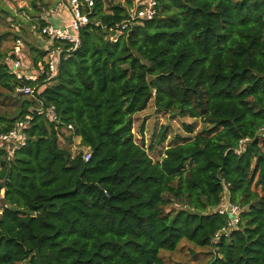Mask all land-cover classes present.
Instances as JSON below:
<instances>
[{
  "label": "trees",
  "instance_id": "obj_1",
  "mask_svg": "<svg viewBox=\"0 0 264 264\" xmlns=\"http://www.w3.org/2000/svg\"><path fill=\"white\" fill-rule=\"evenodd\" d=\"M93 1L75 52L54 44L64 51L54 78L47 52L30 46L28 59L24 42V62L42 76L19 81L0 66L6 90L41 92L0 117V133L29 119L25 145L0 149V264H164L160 252L182 240L211 248L207 264H264V0H157L154 19L119 36L124 6ZM29 4L31 23L44 25L47 1ZM39 102L58 123L36 113ZM149 102L209 129L154 162L144 126L141 144L132 132ZM59 134L79 138L90 159ZM226 194L241 208L227 236L216 212Z\"/></svg>",
  "mask_w": 264,
  "mask_h": 264
},
{
  "label": "built area",
  "instance_id": "obj_2",
  "mask_svg": "<svg viewBox=\"0 0 264 264\" xmlns=\"http://www.w3.org/2000/svg\"><path fill=\"white\" fill-rule=\"evenodd\" d=\"M122 5L125 8L126 18L117 28V35H122L133 24L142 23L144 21H150L154 19L158 14V1L157 0H123ZM61 6L65 8L69 15V20L63 24H51L46 21L45 17L38 18L36 20H43L44 25L38 23H32V33L38 37L44 38L49 41V49H46L45 65L47 79L54 78L58 73V66L60 62V56L64 54V51L59 46H54L56 42L67 43L69 45L67 52L75 50L79 43L80 30L89 23L88 14L91 8L94 6L93 0H60L57 1L55 7L49 12L56 11V7ZM47 11V12H48ZM46 11H44L45 13ZM32 22V19H31ZM116 37L114 41H116ZM24 48L23 41L19 38L15 39L14 44L8 54L0 58V66L6 67L9 72L15 76L19 81H31L35 82L43 74L42 65L39 63L35 72L29 71L30 66L24 62ZM16 92L22 95L35 97V93H39V89L36 86L23 85L15 89ZM41 93V92H40ZM36 113L41 116H45L50 122L58 123L57 115L54 107L44 108L43 104L39 102L38 107L35 109ZM29 119L17 121L14 126L7 132L0 133V149L6 151H13L20 149L25 145L26 135L24 130L27 127ZM67 131H72L71 125H67ZM71 146V152L73 155L79 152L83 153V159L87 162L90 159L91 152L88 147L80 146V139L76 140ZM245 140L240 141L239 148L236 153L239 154L243 147ZM218 214L228 217L227 227L222 229L220 234L228 235V232L239 222L241 208L239 205L232 203L229 200L228 194H226L218 209Z\"/></svg>",
  "mask_w": 264,
  "mask_h": 264
},
{
  "label": "rangeland",
  "instance_id": "obj_3",
  "mask_svg": "<svg viewBox=\"0 0 264 264\" xmlns=\"http://www.w3.org/2000/svg\"><path fill=\"white\" fill-rule=\"evenodd\" d=\"M47 3L49 0H46ZM119 0H104L106 6L117 4ZM30 0H0V52L5 56L11 50L15 39H21L26 47V55L30 59V46H37L43 50L46 46V39L32 33L31 15L36 12L30 7ZM47 4L45 10H49ZM39 9V8H38ZM41 7L39 9L40 13ZM55 25L56 23L51 22ZM29 61L26 62L28 65ZM30 65V64H29ZM21 96L18 92L8 91L0 84V117H12L17 112ZM144 126L143 143L148 155L154 162L162 157L165 147L177 143H183L196 134L207 133L209 126H206L200 119L181 118L172 113L157 111L153 102H149L147 108L133 116L134 140L141 144L139 129ZM193 128L188 133L186 127ZM162 129H166V136L160 141L158 135ZM60 135V134H59ZM65 135V134H64ZM60 146L70 148L73 143H68L66 137L59 136ZM153 148V149H150ZM71 149V148H70ZM150 149V150H149ZM3 190L0 191V213L2 210ZM173 207H176L175 205ZM211 248H200L185 240H182L174 252L161 251L164 264H207L212 258Z\"/></svg>",
  "mask_w": 264,
  "mask_h": 264
},
{
  "label": "crops",
  "instance_id": "obj_4",
  "mask_svg": "<svg viewBox=\"0 0 264 264\" xmlns=\"http://www.w3.org/2000/svg\"><path fill=\"white\" fill-rule=\"evenodd\" d=\"M55 4H56L55 0H49L48 1L49 9L52 10V8L55 7ZM117 4H123V0H119ZM49 11L48 12L46 11L45 13H44V11L42 13L40 12L39 18L45 17L47 22H49V23L53 22V23H56L58 25L68 22L69 15H68V12L66 11L65 8H62L61 6H57L56 11H53V12H49ZM46 43H47L45 45L46 47L42 51H46V49H49V41H46ZM43 60L45 61V58ZM29 64L30 63H28V65ZM76 140H79V139L77 138ZM166 148L167 147H165L164 150ZM163 152L161 154L162 156H163ZM3 193H4V191H3Z\"/></svg>",
  "mask_w": 264,
  "mask_h": 264
},
{
  "label": "water",
  "instance_id": "obj_5",
  "mask_svg": "<svg viewBox=\"0 0 264 264\" xmlns=\"http://www.w3.org/2000/svg\"><path fill=\"white\" fill-rule=\"evenodd\" d=\"M76 49H77V48H76ZM76 49H75V50H76ZM75 50H74V52H75ZM62 60H63V55L60 56V62H59L58 70L60 69V66H61V62H62ZM6 206H7V205H6ZM10 210H11V211H16L17 209L14 208V207H10Z\"/></svg>",
  "mask_w": 264,
  "mask_h": 264
}]
</instances>
